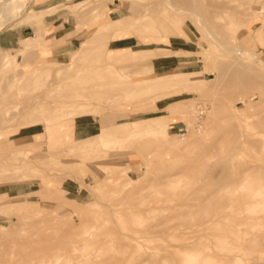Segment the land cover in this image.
<instances>
[{"label":"rangeland","instance_id":"rangeland-1","mask_svg":"<svg viewBox=\"0 0 264 264\" xmlns=\"http://www.w3.org/2000/svg\"><path fill=\"white\" fill-rule=\"evenodd\" d=\"M42 1L0 0V29L42 26L51 11H38ZM165 1L68 0L56 8L74 30L72 48L49 56L48 48L68 40L54 44L38 30L33 43L0 50V174L13 171L11 163L23 165L20 178L0 180V264H24V249L45 243L55 247L46 261L58 264H264V203L251 217L247 205L219 201L238 170L264 177V89L234 93L215 74L232 62L234 35L243 39L264 27V0H201L205 26L192 14L165 12ZM120 16L134 27L100 37V23ZM250 43L264 49V40ZM83 44L88 50L76 56ZM109 48L119 59L110 58ZM163 73L172 79L139 81ZM251 93L252 108L241 100ZM236 113L248 142L229 153L228 121ZM39 116L58 118L23 123ZM76 120L97 122L96 131L76 139ZM87 147L95 151L80 153ZM210 219L217 220L214 231Z\"/></svg>","mask_w":264,"mask_h":264},{"label":"bare ground","instance_id":"bare-ground-1","mask_svg":"<svg viewBox=\"0 0 264 264\" xmlns=\"http://www.w3.org/2000/svg\"><path fill=\"white\" fill-rule=\"evenodd\" d=\"M4 3L6 4H17V2L19 0H3ZM177 3L179 4H174L172 3V1L170 0H167L165 1L164 3H162V7H163V10L165 12H167V10L169 9H172V11L174 12H179V13H189V14H192L194 17V19H198L199 22L202 23L203 26L206 25L205 23V18L200 16V13L199 11H202L204 9V5L202 3L201 0H176ZM167 4V5H166ZM169 6H172V7H168ZM183 5H186V7H184ZM241 10H243L242 8H240ZM170 13V12H168ZM173 13V12H172ZM231 16V15H230ZM202 18V19H201ZM204 19V21H203ZM241 19V18H239ZM133 20H131L129 17H126V16H120V17H117L111 21H106V22H101L100 25L98 26L97 28V33L99 34L100 37L104 38V37H121L124 33V31L128 28H133L134 27V22H132ZM210 22L212 23V21L210 20ZM196 23V22H195ZM150 24V23H149ZM220 26V25H219ZM208 27V26H206ZM209 28V27H208ZM220 29L222 27H219ZM245 28V27H244ZM212 29V28H211ZM209 30L207 28H205V30L210 34V31L212 30ZM228 31V29H227ZM213 32V31H212ZM229 32V31H228ZM212 34H218L216 33V31H214V33H211L210 35ZM227 34V33H226ZM233 34V33H232ZM235 34V33H234ZM206 35V34H205ZM207 36V35H206ZM211 37V36H210ZM214 39V35L212 36ZM31 38V43H33V41H35L34 37H30ZM204 38V37H203ZM208 38V37H207ZM216 40L218 41L219 44H226V43H223L222 41L220 42L219 39H217L218 37H216ZM252 39H259L261 41L264 40V27H259L257 29H254L253 31H249L248 35L245 36L243 39H241L240 35H234L233 36V40L228 44V52L231 53L234 57L232 59V62L231 63H227L226 66H224V69L223 70H218V71H215V74H216V78L218 79H221L223 81H226L228 85L231 86V88L233 89V92L234 93H237V92H240V91H246L248 89H251V88H257V89H264V49L261 50L262 52H258L257 49H256V46H254L253 44H249L250 41H252ZM30 42H25L23 45L25 46V49H28L29 45H30ZM205 42V41H204ZM207 42V41H206ZM208 46V45H207ZM226 46L224 47V51L226 49ZM264 47V45H262ZM219 47H223L222 45ZM203 48V47H202ZM208 48V47H207ZM88 50V47L87 45L83 44L81 47H79V50L77 51V55L76 56H81V54H83V52L85 53V51ZM204 49V48H203ZM202 49V50H203ZM223 49V48H222ZM207 50V49H206ZM221 51V50H220ZM47 52H50V49H47ZM108 52L110 53L109 56L110 58H113V59H119V57H115L117 54L111 50V48L108 49ZM204 52V51H203ZM202 52V53H203ZM222 52V51H221ZM201 53V54H202ZM214 53V52H213ZM226 53V51L224 52ZM215 54V53H214ZM227 54V53H226ZM133 55H135V53H133ZM213 55V54H212ZM211 55V56H212ZM230 55V54H229ZM76 57H74L75 59ZM109 58V60H110ZM217 58H219V56H217ZM206 59V58H205ZM210 60V59H209ZM224 60V59H223ZM211 62V61H210ZM209 62V63H210ZM74 62L72 61L71 63H68L67 65H71L73 64ZM207 63V64H209ZM211 65V64H210ZM209 65V66H210ZM216 67V66H215ZM69 69V67H68ZM102 69V68H101ZM151 69V72H153V68L150 67ZM230 71V72H229ZM184 74H186L185 72H183ZM183 73H180V72H174L173 75H176L177 77L179 76H183ZM104 74V73H103ZM169 73H163V74H154V76H148L144 79H140L139 81H155V82H158V83H161L163 82V80L165 81H169L172 79V77L168 76ZM102 75V74H100ZM188 75V73H187ZM194 75V74H193ZM185 76V75H184ZM98 78V77H96ZM225 84V83H224ZM256 93V92H255ZM255 93H251V94H248L246 96H243L241 98V100H243L245 103L248 104V107H251V106H254L253 104V99L255 97ZM257 93H258V90H257ZM40 98H41V95H39ZM261 98L263 99V96H264V93L263 92H260V95ZM2 100V99H0ZM260 103H263V102H260ZM82 104V102H81ZM27 105L24 104V106ZM76 105H79V104H76ZM23 106V105H22ZM256 106V105H255ZM252 108V107H251ZM198 109V108H197ZM237 110V109H236ZM10 111V110H9ZM23 111H26V110H23ZM78 111V110H77ZM93 112H95V110H93ZM92 112V113H93ZM200 112V111H199ZM236 117L234 116H231L230 117V120L228 122L231 121V126L232 127V130H233V134H234V139L230 145V148L228 149L229 150V153H236L237 152V149H238V146L239 144H246V142H248V134L246 133V131L244 130V128L242 127V125H240V122H235L234 119H237L238 118V113H236ZM199 115V114H198ZM97 117V115H96ZM58 117H49V116H39V117H36V118H32L30 120H27L23 123H33V124H38L40 123V121L44 122V121H52L54 119H56ZM199 118V117H198ZM3 120V119H2ZM5 120V119H4ZM226 122V123H228ZM6 124V122L4 123ZM199 124V123H198ZM152 129V128H151ZM164 130H166L165 132L168 133L169 135V132H168V129H167V126L164 128ZM49 130H46L44 132H46V134H49V136H51L53 133H55L54 129H51L52 132L49 133ZM155 129H145V131H140L139 134H131L130 136L132 135H142V134H150L151 131H153ZM42 133V132H41ZM106 132H103L102 134H105ZM35 135H40L39 133H36ZM23 138V137H22ZM119 139H116V141H118ZM121 140V138H120ZM114 141V142H116ZM30 143H33V141ZM110 143H108L107 145H109ZM106 145V146H107ZM1 146H4L3 142H0V147ZM3 151H6L5 149H3ZM89 151H95L94 149H91L90 148H85L83 150H80V153H87ZM7 152V151H6ZM10 164V163H9ZM209 165H211L209 163ZM260 165V164H259ZM4 166H7V165H4ZM261 166V165H260ZM23 165L22 164H13L11 163L10 164V169H12L13 171H10V172H5V173H2L0 174V180H10V179H14V178H18L19 174H17V169H20L22 168ZM25 167H28V166H25ZM263 168V166H261ZM250 168V167H249ZM256 168V167H255ZM5 170H8V168L5 167ZM24 173V172H23ZM25 174V173H24ZM33 176V175H32ZM34 177V176H33ZM36 177V176H35ZM20 178V176H19ZM252 175L249 174L248 172V169L246 168L245 170H238L236 173H234L232 175V178L231 180L229 181V183H227V187L224 186L225 188H227V191L226 193H224L222 196H221V199L219 200V198H217V200L223 202L224 200L229 202L230 204H242L246 207L247 205V208H246V211L244 210L245 208L241 207L246 213V215H251V217H253L251 211H255L258 207H262V205L260 206V204H263L264 203V177H259V176H256L254 177V179H252ZM27 179V178H26ZM10 180V181H12ZM25 180V179H24ZM16 181V180H15ZM18 181V180H17ZM249 187L250 190L245 192V193H239L238 190L239 188L238 187ZM251 186V187H250ZM224 190V189H223ZM221 194V193H220ZM219 196V195H218ZM263 196V197H262ZM216 201L215 204H218V202ZM223 200V201H222ZM209 203V202H208ZM220 203V202H219ZM224 203V202H223ZM210 204V203H209ZM208 204V205H209ZM233 204V205H234ZM206 205H207V202H206ZM222 205V204H221ZM216 206V205H215ZM219 206V205H218ZM264 206V204H263ZM206 206H204L205 208ZM209 207V206H207ZM204 208L202 210H204ZM218 207L216 206V209ZM238 208V207H237ZM16 209V208H15ZM201 209V207H200ZM221 209H222V206H221ZM250 209V210H249ZM12 210V209H11ZM215 210V209H214ZM213 210V211H214ZM220 210V209H219ZM224 210V209H223ZM208 211V210H207ZM249 211V212H248ZM201 210L200 212H196V213H200L201 214ZM220 212V211H219ZM243 212V211H242ZM248 212V213H247ZM259 212V211H258ZM204 213V212H203ZM217 213V212H216ZM216 213H213L214 215H216ZM195 214V213H193ZM221 214V212H220ZM219 214V215H220ZM254 214V213H253ZM196 218H199L197 214H195ZM202 215V214H201ZM207 214L204 213L203 216ZM218 215V214H217ZM217 216V217H220V216ZM226 215V214H225ZM228 215H231V214H228ZM244 217V213L242 214ZM189 216V215H188ZM202 216V218H204ZM223 216V215H222ZM235 216L237 217V215L235 214ZM255 216V215H254ZM259 216V215H258ZM191 217V216H190ZM248 216H246L247 218ZM201 218V219H202ZM222 218V217H220ZM209 219V218H208ZM231 219V218H229ZM256 219V218H255ZM218 220H220L218 218ZM237 220V219H236ZM236 220H234L236 222ZM242 220V218H241ZM202 221V220H201ZM217 220L216 219H210L209 220V226L213 225ZM221 221V220H220ZM231 221V220H230ZM233 221V222H234ZM238 221V220H237ZM243 221V220H242ZM251 221V220H249ZM252 221H255L254 219ZM231 222V223H233ZM234 222V223H235ZM233 223V224H234ZM239 223H241L239 221ZM250 224L254 223V222H249ZM247 222V226H249V224ZM32 224V223H31ZM41 224V223H40ZM84 224V223H83ZM161 224V223H159ZM159 224H155L157 225L156 227H158L159 229L161 228L162 229V224L159 225ZM242 224H244L242 222ZM33 225V224H32ZM167 225V224H165ZM164 225V226H165ZM35 226V225H34ZM37 226V224H36ZM161 226V227H159ZM163 226V227H164ZM208 226V225H206ZM208 226V227H209ZM225 226V225H223ZM9 227V226H8ZM23 227V226H22ZM29 227V226H28ZM167 227V226H166ZM164 227V228H166ZM207 227V228H208ZM212 227V226H211ZM226 227V226H225ZM224 227V228H225ZM236 227V226H235ZM10 228V227H9ZM200 228V227H199ZM205 228V226H204ZM230 228V227H228ZM243 228V227H242ZM256 228V227H255ZM29 229V228H28ZM32 229V228H31ZM160 229V230H161ZM167 229V228H166ZM213 231V227L211 228ZM219 229V228H218ZM231 229V228H230ZM229 229V230H230ZM48 230V229H47ZM157 230V229H156ZM164 230V229H163ZM200 230V229H199ZM226 231H228L227 233H230L232 230H229L228 229H225ZM21 231V230H19ZM18 231V232H19ZM24 231V230H22ZM56 231V230H55ZM58 231V230H57ZM168 231V230H166ZM202 231H205L202 230ZM217 231V230H216ZM226 231H224L223 233H225ZM249 231V229H248ZM256 231V230H255ZM87 231H85L86 233ZM217 233L220 235L221 233H219L217 231ZM18 234V233H17ZM26 234V233H25ZM174 234V233H173ZM12 235V234H11ZM167 235V234H166ZM227 235H230V234H227ZM16 236V235H15ZM36 236V235H35ZM38 236V235H37ZM45 236V235H44ZM249 236V235H248ZM247 236V237H248ZM118 237V236H117ZM168 237V235H167ZM218 237V236H217ZM230 237V236H229ZM233 238V235L231 236ZM237 237V236H236ZM84 238H85V235H84ZM119 238V237H118ZM235 238V237H234ZM240 238V237H239ZM238 237L235 238V239H239ZM234 239V241H235ZM242 239V238H241ZM44 240V239H43ZM230 241V240H229ZM226 242V240H225ZM224 243V242H223ZM228 243V242H227ZM232 243V242H231ZM171 244V243H170ZM182 244V243H181ZM189 244V243H188ZM193 244V243H192ZM229 244V243H228ZM190 245V244H189ZM188 245V246H189ZM231 245V244H230ZM229 245V246H230ZM182 246H185L184 244H182ZM191 246V245H190ZM195 246V245H194ZM242 246V245H241ZM247 246V245H245ZM167 246H165L164 248H166ZM171 248V246H169ZM173 247V246H172ZM5 248V247H4ZM55 248L53 245H51L50 243H45L43 244L42 246H40L39 248H32L30 251L28 249H24V264H58L57 262L56 263H51L49 261H46V259H49V258H52L54 257L55 255H53V253H51V250ZM242 248V247H241ZM188 249V248H186ZM238 249V248H237ZM170 250V249H169ZM189 250V249H188ZM171 251V250H170ZM191 253L192 252V249L189 250ZM188 251V252H189ZM195 251V250H194ZM182 252V251H181ZM189 252V253H190ZM196 252V251H195ZM190 253V254H191ZM158 255V254H157ZM188 255V254H187ZM193 255V254H191ZM194 258L196 259V255L197 254H194ZM156 256V255H155ZM183 256V255H182ZM191 258H193L192 256H190ZM162 258V257H161ZM164 258V257H163ZM199 258V257H198ZM150 259V258H149ZM155 259V258H154ZM193 259L191 262L194 263V260ZM236 259V258H235ZM224 260V258L222 259ZM184 261V260H183ZM187 261V260H186ZM217 261V260H215ZM189 262V261H188ZM188 262H186L188 264ZM198 262V261H197ZM113 264V263H112ZM190 264V263H189ZM222 264V263H220ZM225 264V263H224ZM229 264V263H228Z\"/></svg>","mask_w":264,"mask_h":264},{"label":"crops","instance_id":"crops-1","mask_svg":"<svg viewBox=\"0 0 264 264\" xmlns=\"http://www.w3.org/2000/svg\"><path fill=\"white\" fill-rule=\"evenodd\" d=\"M40 4L45 5L39 8L38 11L51 9V11L45 14L42 26L35 27L31 24L18 26L17 22L0 29V50H12L15 48H20L22 45V41L33 37L38 30H41L42 36L51 43L55 44L57 41L63 39L68 40V43L56 44V46H51L50 48H48L50 49L49 56L51 55V53L61 55L63 52H66L69 48H72L74 46L75 40H77V38L69 36V34H71L74 30L69 29L68 18L62 19V17H64L66 13H59L57 12L58 10L56 8L58 7V9H65V7L61 8L60 5L68 6L71 5V3H68V0H44L40 2ZM53 7L55 8L54 10H52ZM93 122L79 123V121L76 120L75 126L72 131L73 136L76 139L87 138L94 131H96L95 128L97 126V122H94V124Z\"/></svg>","mask_w":264,"mask_h":264}]
</instances>
